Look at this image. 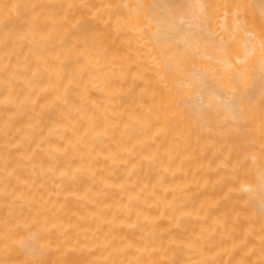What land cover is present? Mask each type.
<instances>
[{
	"label": "bare ground",
	"instance_id": "bare-ground-1",
	"mask_svg": "<svg viewBox=\"0 0 264 264\" xmlns=\"http://www.w3.org/2000/svg\"><path fill=\"white\" fill-rule=\"evenodd\" d=\"M0 264H264V0H0Z\"/></svg>",
	"mask_w": 264,
	"mask_h": 264
}]
</instances>
